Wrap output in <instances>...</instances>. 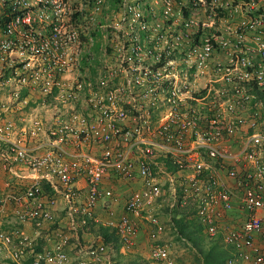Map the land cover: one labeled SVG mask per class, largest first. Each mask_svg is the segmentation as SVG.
<instances>
[{
    "label": "built area",
    "instance_id": "obj_1",
    "mask_svg": "<svg viewBox=\"0 0 264 264\" xmlns=\"http://www.w3.org/2000/svg\"><path fill=\"white\" fill-rule=\"evenodd\" d=\"M105 1L0 0V253L117 264L114 243L82 233L102 224L129 251L147 219L152 264H181L146 215L167 201L221 237L226 264H264V0H160L163 21L123 0L117 62L90 78L79 65ZM207 3L236 19L197 20ZM194 25L214 32L186 35ZM111 178L141 185L119 215ZM58 211L67 232L34 249L28 231Z\"/></svg>",
    "mask_w": 264,
    "mask_h": 264
},
{
    "label": "rangeland",
    "instance_id": "obj_2",
    "mask_svg": "<svg viewBox=\"0 0 264 264\" xmlns=\"http://www.w3.org/2000/svg\"><path fill=\"white\" fill-rule=\"evenodd\" d=\"M115 4H112V0H106L105 3L107 8H103V12L97 14L96 26L94 32L90 34L93 38L91 47H86L85 53H91L90 59H83L80 62L79 68L80 72L83 76H88L90 78H97L101 75L104 65L108 64L110 66L115 65L117 62L115 60V55L112 52L119 46V37L122 35V32L119 30V26L116 28L117 22L120 20L121 10L119 9V5L122 4L123 0H114ZM133 2L139 3L140 7L144 10L145 17L151 20L163 21L164 17L161 11V1L160 0H132ZM222 9H215L209 3L204 6H201V9L197 11L195 17L197 20L203 21L207 20L210 22H215L216 25H223L224 22L229 18L236 19L233 15H229V11H225ZM188 16V15H187ZM177 30L182 28V18H177ZM199 26V25H198ZM194 25L191 30L187 31L186 35L196 37L197 35L207 34L210 35V29H212L211 33L214 32V28H205L202 26L198 27ZM201 28V29H200ZM203 29V30H202ZM200 31V32H198ZM198 32V33H197ZM87 39V37H83ZM80 110L86 111L89 110L85 108V104L80 106ZM183 179L179 178L178 183H181ZM167 201L161 202V204L155 205V209L152 208L149 210L146 215H150L151 213L157 214L159 220L165 227V230L159 235L158 241L168 245L171 254L174 258H176L181 264H198L199 253L197 246L186 238L185 235H182L179 232V220H174L177 216L180 215H189L192 216L193 209L190 205L188 207L177 208L174 211V214L171 216V212L168 210ZM59 216L56 218V223L53 225H48V229H45L44 232L37 236L32 227L31 230L28 231V235L31 239H33V248L39 249L40 246H36L37 244H49L51 240H57L59 232H67V227L65 226V220L63 217V213L58 211ZM145 224L148 227L151 226L147 219H143ZM194 223H199L197 219H193ZM104 227L102 224L97 226H92L91 229H96L98 233H94L93 235L101 234V228ZM197 230V229H196ZM91 232V231H90ZM108 233L111 235V242L116 246V252L114 253V259L117 264H152L153 259L150 257V245H151V237L147 234L144 236L142 245L143 247L139 248V245H136L131 250L120 251L118 247L119 241L115 233L110 230ZM102 235V234H101ZM198 242L203 247H209L211 245H220L224 247L221 237H210L209 235L201 231L197 230L193 234ZM84 241H88L92 239V236H88L87 234H83ZM46 240V241H45ZM36 246V247H35ZM70 256L72 258L75 257V250L70 251ZM0 264H12L10 261L9 255L5 252L0 253ZM155 264H161L156 262Z\"/></svg>",
    "mask_w": 264,
    "mask_h": 264
},
{
    "label": "trees",
    "instance_id": "obj_3",
    "mask_svg": "<svg viewBox=\"0 0 264 264\" xmlns=\"http://www.w3.org/2000/svg\"><path fill=\"white\" fill-rule=\"evenodd\" d=\"M112 4L115 1L112 0ZM177 209V208H176ZM175 209V210H176ZM174 220H179L177 223L179 225V232L189 238L197 246L199 259L198 264H226L227 259L231 255V251L220 245H211L209 247H203L193 235L195 231H201L202 225L200 223H194L193 220H186L185 215L177 216ZM197 229V230H196ZM111 229L108 227H102L101 232L104 234V239L106 242H111V235L108 233Z\"/></svg>",
    "mask_w": 264,
    "mask_h": 264
},
{
    "label": "crops",
    "instance_id": "obj_4",
    "mask_svg": "<svg viewBox=\"0 0 264 264\" xmlns=\"http://www.w3.org/2000/svg\"><path fill=\"white\" fill-rule=\"evenodd\" d=\"M106 186L108 187H113L116 191V193L120 196V200L117 204H115V207L118 210V215L123 211V204H124V200H125V195H127L128 193H130L132 190L138 189L141 187V185L138 182H132V183H125L119 180H116L114 178H111L110 180L108 179L106 181ZM106 203L108 202V200H105ZM186 220H193L196 219L193 215L189 216V215H185ZM106 227V226H104ZM149 227L147 226V224H145V222L143 220H141V231L139 234V239H138V243L137 245H139L140 247H143L142 245V241L144 236L147 234ZM91 231V232H90ZM89 231V229H87L84 233H82V238H83V234H87L88 236H92V239L95 237L93 234L94 233H98V231H96V229H91ZM102 237H104V234L101 232ZM101 234H98L96 236H99ZM148 235V234H147Z\"/></svg>",
    "mask_w": 264,
    "mask_h": 264
}]
</instances>
